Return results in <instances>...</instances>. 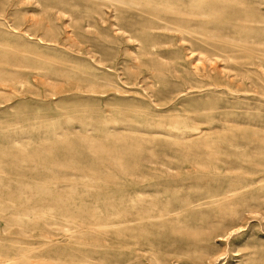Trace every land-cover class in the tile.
I'll use <instances>...</instances> for the list:
<instances>
[{
	"label": "rangeland",
	"instance_id": "374dc122",
	"mask_svg": "<svg viewBox=\"0 0 264 264\" xmlns=\"http://www.w3.org/2000/svg\"><path fill=\"white\" fill-rule=\"evenodd\" d=\"M0 257L264 264V0H0Z\"/></svg>",
	"mask_w": 264,
	"mask_h": 264
},
{
	"label": "bare ground",
	"instance_id": "6f19581e",
	"mask_svg": "<svg viewBox=\"0 0 264 264\" xmlns=\"http://www.w3.org/2000/svg\"><path fill=\"white\" fill-rule=\"evenodd\" d=\"M199 131V129H197V132ZM151 186H153V185H151L150 183H149V185H141V186H138V187H135V188H133L132 190H128L127 192H125L124 193V196L122 197V199H124L126 196L127 197H129L130 195V193L131 192H133L134 194L132 195L133 197H134V204H133V206L134 205H136L137 204V200H140L141 198H143L142 197V195H143V193H144V191H146L147 189H149ZM156 189V188H155ZM157 192V191H156ZM148 194V193H147ZM127 201V200H126ZM128 202V201H127ZM44 204H46V203H44ZM41 206V205H40ZM38 208V207H37ZM33 213V212H32ZM11 215V214H10ZM94 216V215H93ZM162 217V215L161 214H159V218H161ZM115 221L114 220H110V219H105V220H99V219H97L96 220V224L94 225V228L93 229H95V230H103V231H107V230H109V228H111V227H114V226H116L115 225ZM119 226H121L122 228H125L123 225H125L124 223H120L119 222V224H118ZM18 226V225H17ZM89 231V230H88ZM19 256V255H18ZM4 257H2V259H3ZM7 258V257H6ZM26 258V257H25ZM1 259V257H0V260H2ZM37 260V259H36ZM7 261H8V258H7ZM6 261V262H7ZM3 262H5V261H3ZM13 262V261H12ZM11 262V263H12ZM9 264V263H8Z\"/></svg>",
	"mask_w": 264,
	"mask_h": 264
}]
</instances>
